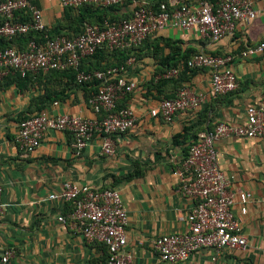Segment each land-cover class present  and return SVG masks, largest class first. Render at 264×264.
<instances>
[{"label":"crops","instance_id":"obj_1","mask_svg":"<svg viewBox=\"0 0 264 264\" xmlns=\"http://www.w3.org/2000/svg\"><path fill=\"white\" fill-rule=\"evenodd\" d=\"M35 1L47 27L65 24L61 0ZM132 8L131 2L127 9ZM255 8L257 16L249 24L238 22L233 34L216 42L193 29L168 28L156 35L172 40L190 55L200 51L231 53L238 86L231 93L214 97L209 95L207 69L182 75L184 85L207 94V99L196 110L177 112L166 121L153 117L150 111L173 96L174 85L147 89L146 83L154 76L158 63L149 56L134 59L127 76L137 87L121 104L134 110L136 123L133 129L115 136L116 155L112 157L101 153L99 133L77 150L71 146L73 136L69 132L53 128L45 130L34 151H22L15 136L23 118L40 111L50 116L71 114L92 119H99L101 114L88 105L87 91L60 76L40 73L26 83L0 82V254L12 250L8 264L100 263L99 246L87 243L70 223L58 220L71 205L44 200L60 190L64 181L119 191L128 214L125 251L132 256L131 264H264V137L229 135L215 143L218 164L226 176L232 177L230 189L251 194L245 213H241L238 201L232 207L247 239L246 250L223 249L217 253L202 247L183 261L167 262L154 246L162 234L182 232L188 227L185 219L192 202L179 193L180 180L174 172L181 168L188 143L220 122L245 123L246 108L264 97V53L239 56L242 49L264 41V0H258ZM169 51L165 47L164 52ZM84 61L90 64V60ZM175 67L182 73L185 61Z\"/></svg>","mask_w":264,"mask_h":264},{"label":"built area","instance_id":"obj_2","mask_svg":"<svg viewBox=\"0 0 264 264\" xmlns=\"http://www.w3.org/2000/svg\"><path fill=\"white\" fill-rule=\"evenodd\" d=\"M127 0H61L62 7L77 8L84 4L97 7L122 5ZM133 8L129 18L103 24L85 23L81 33L74 37L57 35L49 37L42 12L30 0H3L0 2V37L12 38L31 31L40 33L24 49L0 48V80L11 73L25 76L28 73H46L49 70H76L77 83L98 82L97 91L87 100L99 119L82 118L71 114H38L19 121L15 142L25 153H31L40 144L47 128L69 132L71 146L83 149L94 133L102 135L101 153L116 155L115 136L135 127L136 115L131 107L118 108V102L132 93L137 84L127 76L134 58L124 64L106 69L79 70L82 59L99 49L123 50L136 47L148 36L164 29L197 30L202 36L216 42L233 34L238 22L249 24L258 11V0H168L156 6L152 0H130ZM27 14L29 20L15 21V14ZM264 53V41L250 45L239 52L243 58ZM234 56L209 54L203 51L192 54L186 61L189 68H205L209 72V95L218 96L236 90L237 76L231 68ZM178 68L163 72L156 78L176 77ZM207 94L196 93L184 85L172 99H163L150 114L171 121L180 111H194L207 99ZM57 102H54L56 104ZM264 137V97L246 108V121L240 125L218 123L213 129L200 132L181 168L174 172L180 180L179 193L191 200L192 208L186 216L188 227L182 232L162 234L154 243L159 257L167 262L187 259L202 247L217 253L223 249L246 250L247 239L241 233L240 218L232 210L238 201L241 213L246 212V202L251 194L230 189L232 177L221 170L217 161L215 143L220 138ZM2 188L0 186V214ZM44 200L69 203L70 210L58 217L70 223L90 244L103 245L105 259L99 264H131L132 256L125 251L128 223L127 210L115 188L96 189L87 184L64 181L61 189L50 193ZM12 250L0 254V264H8Z\"/></svg>","mask_w":264,"mask_h":264},{"label":"trees","instance_id":"obj_3","mask_svg":"<svg viewBox=\"0 0 264 264\" xmlns=\"http://www.w3.org/2000/svg\"><path fill=\"white\" fill-rule=\"evenodd\" d=\"M1 1L3 0H0V2ZM30 1L36 6H38L35 0H30ZM166 1L168 0H156L153 2V4L154 6H156L160 2H166ZM130 3L131 1L127 0L122 5H111L107 7H97L92 4H84L77 8L63 7L64 15L66 18L65 24L59 25L57 27H47L48 36L54 37L57 35H65L68 37H74L82 32L85 23L103 24L104 21L118 22L122 19L129 18L130 10L127 9V5ZM27 20H29L27 14H23V13L19 14V12L15 14V21H27ZM157 34L159 33L148 36L146 39L142 41L140 45L136 47H131L123 50H112V51L106 49H99L92 56L82 59L79 66V70L89 71L95 69H106L110 66L122 65L129 58L132 57L136 60L142 57L149 56L158 63V67H156L152 79L148 83H146L147 89H149L151 86L155 88H159L168 83L173 84L174 85L173 96H170L169 98H165V99H172L175 97L177 90L180 89L182 86H184L182 79L185 77H182V75L188 76V74H192L196 70H199L201 68H189L186 65V61L192 55V54L190 55V51L186 49L183 51L181 47L176 43H174L172 40H168L166 38L159 36L157 37L156 36ZM39 35L40 33L31 31L25 35H18L9 39L0 37V48L3 49L7 47H17L18 49H24L30 39L32 38L36 39L39 37ZM165 47H168L170 50L167 54L164 52ZM85 59L90 60L89 65L87 64V62L84 61ZM104 60H106V63L102 64L101 62ZM182 60L185 61L186 69L182 73H180L179 71L176 78H172V77L167 79L156 78L157 75H160L165 71H168L172 68H177L175 66ZM40 73L42 72L28 73L25 76H21L18 73H11L4 76L0 80V82L3 80H10L12 82L26 83L28 80H31V78L35 77ZM46 73L49 76H54V77L60 76L61 78L63 77L67 79L69 83L72 84L74 83L75 85L83 88L85 91H87L86 101L89 99L90 96H92L97 91V86H98L97 81H93L90 83H83V84L77 83L75 79L76 70L72 68L63 69V70H49ZM60 93H62V90ZM128 95H126L123 99H121L118 102L117 104L118 108L126 107V106H122L121 102ZM195 141L196 138L190 143H188L187 147L185 148L186 154L190 145ZM98 246L104 255L105 249L103 245L98 244ZM103 255L100 259V262H102L105 259Z\"/></svg>","mask_w":264,"mask_h":264},{"label":"rangeland","instance_id":"obj_4","mask_svg":"<svg viewBox=\"0 0 264 264\" xmlns=\"http://www.w3.org/2000/svg\"><path fill=\"white\" fill-rule=\"evenodd\" d=\"M44 21V20H43Z\"/></svg>","mask_w":264,"mask_h":264}]
</instances>
